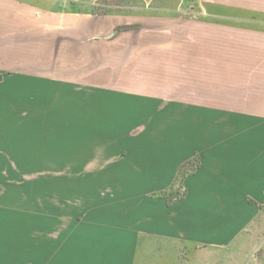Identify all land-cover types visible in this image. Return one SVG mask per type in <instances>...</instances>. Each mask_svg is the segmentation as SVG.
I'll return each mask as SVG.
<instances>
[{
	"label": "crops",
	"instance_id": "crops-1",
	"mask_svg": "<svg viewBox=\"0 0 264 264\" xmlns=\"http://www.w3.org/2000/svg\"><path fill=\"white\" fill-rule=\"evenodd\" d=\"M2 2L77 16L92 33L78 43L134 35L106 54L100 82L0 66V137L11 153L27 142L25 185L0 177V262L264 264L252 246L264 221V0ZM120 26L133 27L114 36ZM192 149L185 196L167 206L145 191L146 216L131 222L121 177L133 167L164 189ZM114 214L129 224L101 222Z\"/></svg>",
	"mask_w": 264,
	"mask_h": 264
},
{
	"label": "rangeland",
	"instance_id": "rangeland-1",
	"mask_svg": "<svg viewBox=\"0 0 264 264\" xmlns=\"http://www.w3.org/2000/svg\"><path fill=\"white\" fill-rule=\"evenodd\" d=\"M0 5H2L4 11L7 10L11 12V14H3L2 28L0 29V66L7 70L16 69L25 72L43 73L88 83L100 82L106 80V78L103 77L104 73H102V75L98 72L101 70L106 71V54L110 53L113 56V54L121 52L124 47L121 45V40L125 39L126 41H131L134 35L120 34L117 36L118 40L116 42L93 40L78 43V39L87 37L92 33L91 31L81 30L80 32V30H76L75 27L85 25L82 24V20L77 18V16H45L21 7H15L6 2H2ZM11 15L13 18H9ZM72 30H74V32H72ZM184 33L191 34L186 35L188 37L192 36V34L197 37V34L205 35L211 32L197 27H188V30ZM116 34L118 33L115 32L114 36H116ZM212 34L216 36L223 35L222 33ZM195 50L198 51L197 48H195ZM191 51L194 52L193 50ZM21 112L22 111H20V114ZM7 113L10 114V111H7ZM20 117L22 116L20 115ZM25 137V135L19 137L17 148L12 151V153L9 148L11 141L5 140V138L1 139L0 137V177L3 185L10 184V177L15 179V184L25 185L27 175L25 173V168L24 171L21 169V167H25L27 164V142L25 141ZM189 150L188 158L184 159L181 163L192 159L195 155L198 156L197 149H192L191 153ZM186 152L187 151H183L184 154H186ZM16 165L20 167L19 174H10L8 168ZM131 169L133 170L124 177L121 175L120 182L123 187L126 188L124 190L120 189V192L115 190V194L120 196L123 191H125L124 197L127 201L128 197H130V207L133 214H135L131 215L130 220L134 223L135 220L140 218L144 219L146 216L144 214L148 211V209L144 210V206L138 208L143 200V192L154 190L150 191L148 196L155 199H163L167 206L171 204H167L165 197L156 195L159 191L163 190L159 189V186L165 183V179L162 180V177L159 176L161 178L160 183L153 181L151 178L145 181H139L142 175L139 174L137 169L134 170L133 167H131ZM119 208H122V204L117 202L113 203V207H111V209L115 210ZM100 219L103 224L111 226L114 230L121 229L123 224L128 225L130 222L126 219L124 222V220L116 214L107 217L102 216ZM154 219L155 218H152L151 220ZM104 221L106 223H104ZM250 228H252L253 231L257 227L254 225ZM258 229H260V236L252 241V246L259 248L257 252L261 256L264 254V221L259 225ZM4 230H6V228ZM4 257L7 261L9 256L8 254H3V258ZM25 257L26 252H19L13 261L9 263L0 262V264H30V262H26L22 259ZM75 260L73 256L72 261L75 262Z\"/></svg>",
	"mask_w": 264,
	"mask_h": 264
},
{
	"label": "trees",
	"instance_id": "trees-1",
	"mask_svg": "<svg viewBox=\"0 0 264 264\" xmlns=\"http://www.w3.org/2000/svg\"><path fill=\"white\" fill-rule=\"evenodd\" d=\"M133 26H120L117 27L115 32H119L122 29H129ZM199 166V157L194 156L192 159L181 163L176 171L175 177L171 184L159 191L156 195L166 198L167 204L170 205L173 202L182 199L185 196V187L183 180L186 176L192 174Z\"/></svg>",
	"mask_w": 264,
	"mask_h": 264
},
{
	"label": "built area",
	"instance_id": "built-area-1",
	"mask_svg": "<svg viewBox=\"0 0 264 264\" xmlns=\"http://www.w3.org/2000/svg\"><path fill=\"white\" fill-rule=\"evenodd\" d=\"M194 1H199V0H194Z\"/></svg>",
	"mask_w": 264,
	"mask_h": 264
}]
</instances>
